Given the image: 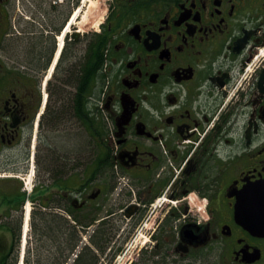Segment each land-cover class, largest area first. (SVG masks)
I'll return each instance as SVG.
<instances>
[{
    "label": "flooded vegetation",
    "instance_id": "af4514ba",
    "mask_svg": "<svg viewBox=\"0 0 264 264\" xmlns=\"http://www.w3.org/2000/svg\"><path fill=\"white\" fill-rule=\"evenodd\" d=\"M100 1L91 33L83 0H0V264L19 259L31 159L38 204L105 214L118 252L136 236L127 264H264V0ZM82 79L88 117L105 112L77 147L73 121L45 117Z\"/></svg>",
    "mask_w": 264,
    "mask_h": 264
},
{
    "label": "trees",
    "instance_id": "16d2710c",
    "mask_svg": "<svg viewBox=\"0 0 264 264\" xmlns=\"http://www.w3.org/2000/svg\"><path fill=\"white\" fill-rule=\"evenodd\" d=\"M96 43L100 45V38L92 37V58L89 67L90 92L92 98L99 93L98 88L99 85H101V81H103L100 73L102 62L100 60V55L97 54L94 49ZM83 82L84 79L78 84L74 98L65 103V107L61 109L67 116L59 117L57 109L51 108L46 114L45 121L50 127H54L62 121H73L75 126H82L83 129L88 130L91 134L92 142H94L95 136L103 132V126H101L100 116L95 113V110L99 109L96 108L93 101L90 107L91 113L88 117V108L84 101L85 88ZM84 113H87V115ZM77 131H80V129H77ZM46 171L51 172L52 167L46 166ZM32 199H37V197H33ZM37 219L38 222H36ZM73 219L76 222L75 224H72L65 216L55 212H46L40 209L33 210L32 212V229L34 237L38 236V240H36V238L35 241L40 242L39 239L45 237L56 246L58 255L54 258V264H64L66 262L69 254L78 244L81 238V232L89 226L90 221H92L94 217L87 223L78 218V216ZM38 225L40 227H38ZM113 231V225L107 220H102L89 237L88 243L90 245H85L71 264H97L99 255L95 251L100 253L104 252L107 243L111 241L113 237ZM35 252L37 253V249Z\"/></svg>",
    "mask_w": 264,
    "mask_h": 264
},
{
    "label": "rangeland",
    "instance_id": "374dc122",
    "mask_svg": "<svg viewBox=\"0 0 264 264\" xmlns=\"http://www.w3.org/2000/svg\"><path fill=\"white\" fill-rule=\"evenodd\" d=\"M82 3H85V5H80L81 2H78L77 6L78 8H76V10H78V14L75 18V23L78 24L80 26V28L82 30H87L91 33H95L94 29L97 28V25L99 23V21L101 20V16L104 14V10H105V6L104 4L100 1V0H83ZM75 10V13H76ZM60 103L57 100H51L50 102H48V107L54 108V109H58L57 106ZM64 108V107H63ZM59 122V121H57ZM56 122V123H57ZM77 129H80V127L77 125L76 126ZM78 132V131H77ZM88 137V138H87ZM76 138H78V142L79 141H88L89 134H87L86 132L84 133H76ZM62 140L59 142L60 144V148L67 150V148L69 147L72 148L71 143L73 141L67 139V138H61ZM76 141V142H77ZM78 147V145H77ZM43 178H45V175L43 174ZM33 184H38L37 183V177L36 179L33 181ZM30 207L33 208V205L30 204ZM102 215H98L95 218L98 219L99 217H101ZM31 217V216H30ZM28 220V229L26 231V249L28 251L27 253V261L25 259L24 264H54L55 261V256L58 255L57 251H56V246L47 238L43 237L42 239H39L40 242H36V240H38V236L34 237V233H33V229H31L30 223L31 220ZM36 222H38V219L36 220ZM127 221L124 220L121 223V226L123 227L125 225ZM41 223V222H40ZM38 227H40L38 225ZM94 228V225H92L90 228H88V233L92 232V229ZM119 231H117V233L114 235V240L115 243H111L110 245L113 246V248L115 249L119 243L122 241L123 236L122 234L119 235ZM87 233V234H88ZM84 237L83 240V244H79V249L82 248L84 246V244H88V236ZM135 239L136 236H134L133 238H131L130 240H128L127 245L124 244L123 250L119 253V255H115L112 259L111 262H109V259L111 257L112 251H108L105 250L104 254H100L99 259L97 264H127L130 262V259L132 257V250L134 248L135 245ZM39 246V247H38ZM37 249V253L35 252V250ZM70 258H72V254H70L69 256ZM70 261V259H69Z\"/></svg>",
    "mask_w": 264,
    "mask_h": 264
},
{
    "label": "bare ground",
    "instance_id": "6f19581e",
    "mask_svg": "<svg viewBox=\"0 0 264 264\" xmlns=\"http://www.w3.org/2000/svg\"><path fill=\"white\" fill-rule=\"evenodd\" d=\"M77 14H78V10H76V13L74 14V16H73V18H72V20H74V18L77 16ZM29 209H30V207L29 206H27L26 207V214H25V221H24V226H23V231H24V234L26 233V231H27V229H28V219H29Z\"/></svg>",
    "mask_w": 264,
    "mask_h": 264
},
{
    "label": "water",
    "instance_id": "95a60500",
    "mask_svg": "<svg viewBox=\"0 0 264 264\" xmlns=\"http://www.w3.org/2000/svg\"><path fill=\"white\" fill-rule=\"evenodd\" d=\"M260 186H262V187L264 188V184H260V183H258V184H256V185H253V186L251 187V189L254 190L255 188H258V187H260Z\"/></svg>",
    "mask_w": 264,
    "mask_h": 264
}]
</instances>
